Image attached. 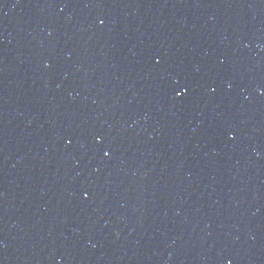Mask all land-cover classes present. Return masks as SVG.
I'll return each mask as SVG.
<instances>
[{"label": "water", "instance_id": "1", "mask_svg": "<svg viewBox=\"0 0 264 264\" xmlns=\"http://www.w3.org/2000/svg\"><path fill=\"white\" fill-rule=\"evenodd\" d=\"M0 264H264V0H0Z\"/></svg>", "mask_w": 264, "mask_h": 264}, {"label": "snow or ice", "instance_id": "2", "mask_svg": "<svg viewBox=\"0 0 264 264\" xmlns=\"http://www.w3.org/2000/svg\"><path fill=\"white\" fill-rule=\"evenodd\" d=\"M177 95H179V93H177Z\"/></svg>", "mask_w": 264, "mask_h": 264}]
</instances>
